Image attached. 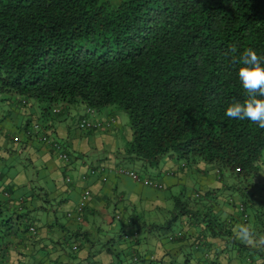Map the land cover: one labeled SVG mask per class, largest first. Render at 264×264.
I'll use <instances>...</instances> for the list:
<instances>
[{"label":"trees","instance_id":"16d2710c","mask_svg":"<svg viewBox=\"0 0 264 264\" xmlns=\"http://www.w3.org/2000/svg\"><path fill=\"white\" fill-rule=\"evenodd\" d=\"M249 47L264 56V0H0V108L35 105L40 118L75 104L107 110L109 123L123 111L126 159L146 170L165 156L225 170L220 191H229L235 219L225 216L219 190L197 211L183 192L157 229L169 235L179 219L193 218L211 237L234 241L245 264H264V129L224 115L227 103L247 99L237 69ZM10 192L0 184V264H44L30 251L38 237L32 210ZM238 225L249 232L242 241ZM137 232L120 239L137 243ZM132 259L153 264L150 255Z\"/></svg>","mask_w":264,"mask_h":264},{"label":"crops","instance_id":"0c3cea01","mask_svg":"<svg viewBox=\"0 0 264 264\" xmlns=\"http://www.w3.org/2000/svg\"><path fill=\"white\" fill-rule=\"evenodd\" d=\"M81 107L59 106L54 109L56 113L40 118L35 105L4 104L0 108V119L7 115L0 128V184L4 190L11 191L13 199L26 200L28 209L32 210V221L38 232L33 240L34 250L30 247L32 253L38 254L34 262L137 264L132 258L140 253L150 255L153 264H245V255L239 252L234 241L211 237L196 219L182 217L173 232L163 236L152 227L156 223L140 218L134 205L139 200L146 206L166 209V201L172 200L176 192L164 194L162 190L171 192L173 187L183 188L194 171L199 189L195 190L197 197H194L198 202L192 203L191 210L197 211L209 190L220 191L222 187V179L213 174L215 170L203 165L188 170L175 157L165 156L161 169L159 165L151 168L156 170V175H164L163 179L153 177V181L147 170L143 171L140 160L123 156L122 149L130 131L117 122L118 116L109 123V116L113 114L107 110L94 113L90 120L101 121L103 126L84 130L79 120L85 114L90 115L86 110L85 114L76 116ZM34 123L42 129L31 131ZM43 135L58 142L69 159L59 158L52 147L39 139ZM120 168L133 171L139 180L121 173ZM148 180L157 185L149 184ZM86 189L90 195L77 226L70 214H75ZM220 199L224 202L225 216L232 218L234 208L224 198ZM134 229L138 231L137 243L120 239V233ZM142 229L145 237L139 236ZM232 229L238 240L249 235L239 225ZM179 232L181 237H176ZM256 238L254 244L260 249L259 236ZM26 259L29 263L33 261L30 256Z\"/></svg>","mask_w":264,"mask_h":264},{"label":"clouds","instance_id":"9594fccd","mask_svg":"<svg viewBox=\"0 0 264 264\" xmlns=\"http://www.w3.org/2000/svg\"><path fill=\"white\" fill-rule=\"evenodd\" d=\"M228 53H237L233 45ZM237 77L247 99L232 101L224 107V115L230 120L250 121L264 129V56L252 48H246L238 57Z\"/></svg>","mask_w":264,"mask_h":264},{"label":"rangeland","instance_id":"374dc122","mask_svg":"<svg viewBox=\"0 0 264 264\" xmlns=\"http://www.w3.org/2000/svg\"><path fill=\"white\" fill-rule=\"evenodd\" d=\"M70 106L71 107H75L76 105L75 104H71ZM85 111H86V109L83 106V108L81 107L77 112H75V115L78 116L81 113L82 114H85ZM114 114H117V113H114ZM89 115H90V117L85 114V115L82 116V118H85V119L90 120V119H92L91 116H94V113H90L89 112ZM117 116H118V118L116 117V115H114V117L117 118V122L120 123V124H122L125 127L126 126L128 127V116H127V114L125 112H123V111H119V113L117 114ZM163 158L164 157H162L160 159L159 163H158L159 169H161L163 167V165H164V162L162 160ZM261 160H262V163H264V150L262 151ZM179 162L182 163L181 161H179ZM185 167H188V166H185ZM207 167L210 168V169L215 170V173H213L215 177H221L222 178L223 175H224V178L227 179V177H226V171L225 170H223V169L219 170L218 168L213 167V166H210V165H207ZM190 168L191 167H188L187 169L190 170ZM137 169L142 170L140 167H138ZM144 170H146V169H143V171ZM147 172H148L147 175H149V177L152 176V178L154 177L156 179H157V177H161L158 174L156 175V170L155 169H152L151 170V168H148L147 169ZM163 176L161 177L162 179H163ZM189 177H190V179L187 180L186 186H184L183 188H182V186L173 187L172 190H171V192L169 190H166V189H163L162 192L164 194H167V193H175L176 192L174 194L176 197L179 196L180 193H183L184 192L185 195H187V196L189 195L190 198H192L193 203H197V200H195V198L197 197V196H195V194H196L195 190L199 189V182H198L197 174L193 171L192 174L191 173L189 174ZM154 178L152 179L153 181H154ZM164 185H166L165 182H164ZM262 187H264V186L263 185H259L258 189L261 191V188ZM157 192L158 193H161V191H159V190ZM231 193H233L231 195H233L235 197H238V194H237L238 192L237 191H233ZM228 195H230V193H229L228 190H226V191L225 190L219 191L218 199L219 198H224L225 200H230V196H228ZM172 204H173V200H170V201H166V204H165V206L168 207V209L167 208L166 209L165 208H160V206H157L155 208H152L150 206H146L143 201H139V200L134 201V205L137 207V213L140 216V218L142 220L148 222V223L149 222L154 223V224L156 223L155 226H152L155 229H157V225H160V224H162L164 222L163 220H165V219L168 220L169 218H171L170 207H171ZM218 207H220V206H218ZM198 209H200V207ZM234 210H236V209H234ZM111 211H112V209H111ZM58 213L59 214H62V213H60V210H59ZM175 225H176V223L172 226V229H173V227H175ZM138 227H141V226H138ZM158 231L160 232V235H163L164 234L163 236H166V234H167V232H164V230H162V229H158ZM101 234H104V231L101 232ZM139 236L145 237L143 229L140 232V235Z\"/></svg>","mask_w":264,"mask_h":264},{"label":"built area","instance_id":"2783aa9c","mask_svg":"<svg viewBox=\"0 0 264 264\" xmlns=\"http://www.w3.org/2000/svg\"><path fill=\"white\" fill-rule=\"evenodd\" d=\"M79 126L82 129H87V128H95L96 129V128L102 127L103 125H102L101 121H92V120H88V119H82L80 121ZM39 139L42 142L48 144L50 147H52L53 150L57 153L59 158H61L62 160H65V161L69 159L67 153L64 151L62 146L58 142H56L55 140H53V139H51L49 137H46L45 135L39 137ZM119 171L121 173H124V174H127V175L131 176L133 179L139 180V176L136 173H134L133 171H130V170L126 169V168H120ZM147 182L149 184H152V185L153 184L157 185L152 180H148ZM89 195H90V191L88 189L83 191V193L81 194L80 204L78 205L75 214H70V216L72 215L73 219L75 218V220H81L82 217H81L80 212L83 209V205L87 202V200L89 198ZM31 230H34V228L31 227Z\"/></svg>","mask_w":264,"mask_h":264}]
</instances>
